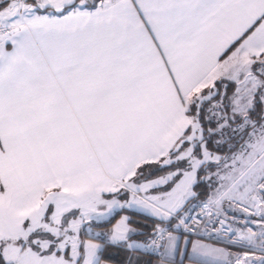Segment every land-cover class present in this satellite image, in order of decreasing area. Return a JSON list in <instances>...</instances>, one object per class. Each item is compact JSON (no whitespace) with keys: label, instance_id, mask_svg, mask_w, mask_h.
<instances>
[{"label":"snow or ice","instance_id":"snow-or-ice-1","mask_svg":"<svg viewBox=\"0 0 264 264\" xmlns=\"http://www.w3.org/2000/svg\"><path fill=\"white\" fill-rule=\"evenodd\" d=\"M0 264H264V0H0Z\"/></svg>","mask_w":264,"mask_h":264},{"label":"trees","instance_id":"trees-1","mask_svg":"<svg viewBox=\"0 0 264 264\" xmlns=\"http://www.w3.org/2000/svg\"><path fill=\"white\" fill-rule=\"evenodd\" d=\"M134 218H135V220H136V219H139L138 217H134ZM141 222H143V221H141ZM107 227H108V226H107ZM85 238H86V237H85ZM120 258H121L120 256L115 257L116 260H119Z\"/></svg>","mask_w":264,"mask_h":264},{"label":"crops","instance_id":"crops-1","mask_svg":"<svg viewBox=\"0 0 264 264\" xmlns=\"http://www.w3.org/2000/svg\"><path fill=\"white\" fill-rule=\"evenodd\" d=\"M119 217H117V219H118ZM133 219L135 220V218L133 217ZM113 223H115V221H113ZM108 227H110V225L108 226ZM105 230H107V228H105ZM137 239H140L139 237H137Z\"/></svg>","mask_w":264,"mask_h":264},{"label":"rangeland","instance_id":"rangeland-1","mask_svg":"<svg viewBox=\"0 0 264 264\" xmlns=\"http://www.w3.org/2000/svg\"><path fill=\"white\" fill-rule=\"evenodd\" d=\"M97 230L99 231V230H102V229H97ZM103 230H105V229H103Z\"/></svg>","mask_w":264,"mask_h":264}]
</instances>
